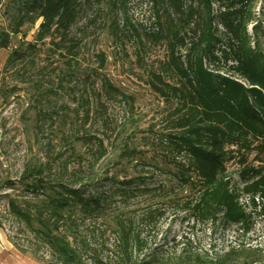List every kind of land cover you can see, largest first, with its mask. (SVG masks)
I'll use <instances>...</instances> for the list:
<instances>
[{"label":"trees","instance_id":"16d2710c","mask_svg":"<svg viewBox=\"0 0 264 264\" xmlns=\"http://www.w3.org/2000/svg\"><path fill=\"white\" fill-rule=\"evenodd\" d=\"M85 2L102 5L114 16L126 5V0H0V50L7 52L0 74L6 73L14 81L10 85L5 76H0L3 101L34 86L42 99V106L35 113L38 119L54 121L61 116L54 107L59 95L54 88L62 89L73 74L67 60L75 46L70 30ZM253 6L254 0H151L154 15L160 9L165 19L164 31L154 35L155 40H165L167 44L163 70L166 76H174V83H169L163 77L165 73L153 74L152 87L159 96L175 103L172 128L161 142L165 157L173 166L172 178L189 193L179 200L178 208L196 223L213 225L220 221L244 234L251 230L252 212L264 216V53L255 38ZM35 25V43L24 41ZM248 25H252L251 34L247 32ZM18 35L21 38L15 44L13 39ZM46 41L52 46V54L66 55L64 67L55 69V86L51 82L42 91L38 81H34L39 72L35 44ZM177 48L183 53L179 54ZM18 84L27 87H17ZM100 93L104 97L119 94L106 79L101 82ZM89 112L86 105L82 112L84 123ZM64 122L61 120L62 127L70 130L69 137L62 136V140L68 138L66 143L71 145L80 141L92 143L80 135V127ZM97 142L102 157L104 148L100 140ZM251 153L257 165L243 164L238 173L241 187L233 188L227 163L236 155L245 163ZM45 158L43 161L29 157L16 179H0V190L12 192L0 197L5 203V214L33 236L49 256L44 260L30 251V258L39 264H149L151 261L133 260L134 240L126 226H118L116 263L103 261L79 237V222L102 216L106 197L91 191L81 179L64 180L66 165H57L61 172L55 173L53 165L57 161L50 156ZM120 184L124 195L144 181L128 179ZM240 195L247 197L246 204L239 201ZM249 208L251 211H247ZM12 246L27 254L26 247L16 242ZM194 259L201 260L198 255Z\"/></svg>","mask_w":264,"mask_h":264},{"label":"rangeland","instance_id":"374dc122","mask_svg":"<svg viewBox=\"0 0 264 264\" xmlns=\"http://www.w3.org/2000/svg\"><path fill=\"white\" fill-rule=\"evenodd\" d=\"M217 10L214 2L213 13ZM252 13L256 20L255 38L264 53V0H254ZM251 27H247L249 34ZM36 28L37 25L28 30L23 40L35 43ZM164 28V16L160 9L154 15L151 0H126L124 11L115 16L102 5L85 2L70 30L75 46L67 60L71 62L73 74L62 89L54 88L59 94L54 107L61 116L54 121L38 119L35 113L42 106L39 102L42 99L40 90L34 86L6 101L0 98V179H16L22 163L29 157L43 161L46 156L55 159V173L60 171L57 165L65 164L64 180L81 179L91 191L106 197L102 216L79 222V237L103 261H118V226L123 225L128 227L134 240L136 262L264 264V216L252 212L251 230L244 234L220 221L213 225L196 223L178 208L179 200L189 193L172 178L173 166L165 157V145L161 142L162 136L172 128L175 103L159 96L152 87L155 83L152 75L165 73L167 44L165 40L154 39ZM20 38L16 36L13 42L16 44ZM35 45L39 72L34 75V81L44 91L51 82L55 86V69L64 67L66 54H52V46L47 41ZM176 51L183 53L181 48ZM6 55V51L0 50V69ZM0 76H5V82L13 85L14 81L6 73ZM163 77L174 83L173 75L165 73ZM103 79L117 89V96L101 95ZM17 87L27 86L18 84ZM86 105L90 112L84 123L82 112ZM61 120L68 125L74 123L77 129L80 127V135L92 143H66L69 139L62 140V136L69 137L70 128L62 127ZM99 140L105 153L102 157L97 151ZM243 164L257 165L254 153L246 156L245 163H241L240 155L227 163L226 171L233 188L241 187L238 173ZM128 179H143L144 184L122 195L125 190L120 183ZM143 188L147 190L140 192ZM4 193L12 192L1 189L0 197ZM239 201L246 204L247 197L240 195ZM150 212L153 214L149 217ZM0 221V231L6 240L11 245L16 242L27 248L25 256L30 257V251H35L38 257L49 259L47 250L5 214L3 199H0ZM195 255L201 259L199 262L194 259Z\"/></svg>","mask_w":264,"mask_h":264},{"label":"crops","instance_id":"0c3cea01","mask_svg":"<svg viewBox=\"0 0 264 264\" xmlns=\"http://www.w3.org/2000/svg\"><path fill=\"white\" fill-rule=\"evenodd\" d=\"M0 264H38L18 252L0 231Z\"/></svg>","mask_w":264,"mask_h":264}]
</instances>
